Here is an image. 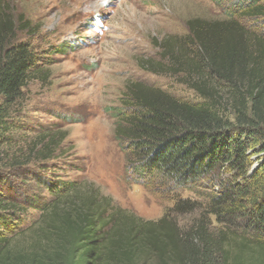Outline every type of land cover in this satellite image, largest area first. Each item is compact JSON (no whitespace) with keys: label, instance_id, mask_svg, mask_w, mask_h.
Listing matches in <instances>:
<instances>
[{"label":"trees","instance_id":"1","mask_svg":"<svg viewBox=\"0 0 264 264\" xmlns=\"http://www.w3.org/2000/svg\"><path fill=\"white\" fill-rule=\"evenodd\" d=\"M251 1L245 16L264 17V4ZM7 5L0 3L1 132L9 130L10 109L36 67ZM187 29L186 42L167 38L159 44L165 64L148 60L144 67L152 73L183 74L202 103L179 102L163 91L130 84L127 99L133 111L123 117L118 137L137 156L133 171L138 182L146 184L148 175L172 192L192 191L205 181L207 188L219 186V192L212 189L204 206L179 198L158 221H144L112 207L90 187L69 184L54 192L25 232L0 233V264H264V238L258 235L264 232V176L257 169L247 172L248 150L264 146V36L248 31L232 15L221 21L192 19ZM42 138L28 156L45 161L57 145L55 138ZM228 172L229 181L223 179ZM243 201L252 207L246 218L258 233L253 239L223 220L241 217ZM17 208L0 199V211ZM198 211L187 226L175 218ZM211 217L224 225L213 227Z\"/></svg>","mask_w":264,"mask_h":264},{"label":"rangeland","instance_id":"2","mask_svg":"<svg viewBox=\"0 0 264 264\" xmlns=\"http://www.w3.org/2000/svg\"><path fill=\"white\" fill-rule=\"evenodd\" d=\"M251 2L0 0L11 8L20 30L18 39L30 45L36 62L21 98L10 109L9 130L0 131V199L19 207L0 211V233L25 232L54 192L73 183L84 190L90 187L112 207L144 221H158L179 198L206 205L219 186L212 190L202 181L192 191L171 192L148 175L146 184L137 181L133 171L137 156L129 142L118 137L123 117L133 111L127 87L142 84L179 102L200 105L201 98L183 82V74L152 73L145 69V62L165 64L159 44L167 38L186 42L187 22L192 19L221 21L232 15L248 31L264 36V17L245 16ZM224 111L230 115L228 109ZM44 136L56 141L51 158L28 156L29 148ZM248 155V174L257 167L264 176L263 166L259 168L264 164V146L254 145ZM231 174L223 173V179L229 181ZM243 202L246 209L241 217L225 216L223 220L239 235L253 239L258 233L246 218L252 207ZM200 214L175 218L180 226H187ZM210 219L215 228L224 225ZM258 235L264 238L263 231Z\"/></svg>","mask_w":264,"mask_h":264},{"label":"water","instance_id":"3","mask_svg":"<svg viewBox=\"0 0 264 264\" xmlns=\"http://www.w3.org/2000/svg\"><path fill=\"white\" fill-rule=\"evenodd\" d=\"M256 168H257V167H256ZM256 168H255V167H254V168H252V170H251V173H250V174H252ZM250 174H249V175H250Z\"/></svg>","mask_w":264,"mask_h":264}]
</instances>
